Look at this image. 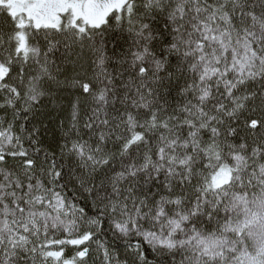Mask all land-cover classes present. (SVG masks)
<instances>
[{
  "label": "snow or ice",
  "instance_id": "6c2138e0",
  "mask_svg": "<svg viewBox=\"0 0 264 264\" xmlns=\"http://www.w3.org/2000/svg\"><path fill=\"white\" fill-rule=\"evenodd\" d=\"M0 264H264V0H0Z\"/></svg>",
  "mask_w": 264,
  "mask_h": 264
}]
</instances>
